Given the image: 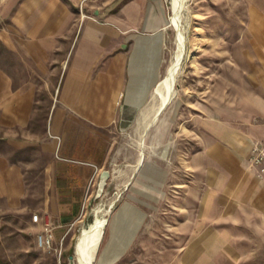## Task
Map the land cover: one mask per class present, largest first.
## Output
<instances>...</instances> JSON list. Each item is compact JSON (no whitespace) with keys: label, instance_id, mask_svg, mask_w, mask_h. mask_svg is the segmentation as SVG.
Here are the masks:
<instances>
[{"label":"rangeland","instance_id":"1","mask_svg":"<svg viewBox=\"0 0 264 264\" xmlns=\"http://www.w3.org/2000/svg\"><path fill=\"white\" fill-rule=\"evenodd\" d=\"M69 1L76 4L79 13L92 14L96 7L114 4L116 8L124 0ZM6 2L0 0V27L10 24L9 17H1ZM164 5L171 28L170 64L177 50L176 30L171 24L172 0H164ZM180 6V30L186 42L174 94L147 129L144 127L155 110L136 112L128 125L118 128L114 159L104 168L111 177L101 194L97 195L99 176L82 190L51 189L54 175L48 170L53 165L56 169L57 163L43 147L42 128L15 126L9 121L14 111L0 110V264H74L71 256L76 238L92 220L93 209L100 206L103 213L109 209L107 218H117V238L132 236L136 217L142 218L128 254L115 264H264V223L258 217L242 209L226 211L215 206L214 222H203L205 209L198 208L195 201L202 192L190 189L196 184L193 181L200 179L193 176L192 181L190 175V151L195 140L192 130L196 129L190 120L179 122L177 127L173 123L175 115L179 119L189 117L197 101L216 108L227 100L254 106L255 93L264 94V0H181ZM5 12L12 15L13 8ZM0 65L12 75L13 90L14 82H19L14 53L1 43ZM40 88L36 96L39 108L36 104L33 112L35 124L46 113L47 94ZM245 115L251 121L247 127L250 135L255 141L261 140L262 114ZM141 140L144 159L136 168ZM175 182L177 191L165 194L163 185ZM57 194L78 199L81 220L67 236L53 237L51 244L44 246L38 241L49 220L43 205ZM34 213L39 215L36 222L32 221ZM109 230L107 223L95 264ZM196 232L197 238L191 236Z\"/></svg>","mask_w":264,"mask_h":264},{"label":"crops","instance_id":"2","mask_svg":"<svg viewBox=\"0 0 264 264\" xmlns=\"http://www.w3.org/2000/svg\"><path fill=\"white\" fill-rule=\"evenodd\" d=\"M75 5L69 0H7L4 9L13 8V13L1 14L10 24L0 27V43L14 53L19 80L12 90V75L0 65V110L14 111L9 121L15 126L42 128L43 147L57 163L48 170L54 175L50 188L72 192L86 187L114 159L118 128L136 112L154 110L153 89L171 51L164 0H124L116 8L96 7L92 14L79 13ZM38 88L47 94L46 113L35 124ZM254 97V106L227 100L216 108L197 101L189 117L175 115L176 127L190 120L196 129L190 175L192 181L193 176L200 179L190 189L202 192L195 201L205 209L203 222L213 223L214 207L221 206L250 212L264 223V177L247 161L256 138L245 114L260 112L264 119V94ZM163 188L165 194L175 192L178 182ZM43 207L54 238L67 236L81 220V203L72 195L57 194ZM136 218L133 235L124 239L116 236L117 218H108L98 264H115L128 254L142 220Z\"/></svg>","mask_w":264,"mask_h":264},{"label":"bare ground","instance_id":"3","mask_svg":"<svg viewBox=\"0 0 264 264\" xmlns=\"http://www.w3.org/2000/svg\"><path fill=\"white\" fill-rule=\"evenodd\" d=\"M180 1L181 0H172V9L174 13L173 16L171 17V24L172 26H174L176 30V40H175L177 42L176 54L173 60L171 61V63L168 65L165 74H163L164 76L159 80V82L156 84V86L153 89V95L155 99L157 98V101L155 100L157 102V105L154 108L155 110L154 114L147 122L146 127H144L145 129H147L156 120L158 113L162 110L163 106L169 103V101L171 100L174 94L176 76L181 68L182 59L184 58L183 56H184L186 41L180 30V25H181ZM149 110H151V108ZM144 111L145 110L143 109V112ZM140 115L142 114H139V116ZM140 144H141V150L139 152L136 168H139L142 165L144 159L142 140ZM108 210L109 209L106 210V213H103L104 211L101 208V206L93 209L92 220L87 224V226L81 228L76 238V242L74 244V251H73L74 264H95L96 254L98 253L100 242L103 238L104 228L107 224Z\"/></svg>","mask_w":264,"mask_h":264},{"label":"built area","instance_id":"4","mask_svg":"<svg viewBox=\"0 0 264 264\" xmlns=\"http://www.w3.org/2000/svg\"><path fill=\"white\" fill-rule=\"evenodd\" d=\"M247 161L251 168L254 170L257 176L264 177V137L255 141L250 147ZM39 220V215L34 213L32 215V221L36 222ZM49 220L45 223V234H40L38 241L41 245L49 246L52 241V232L51 229H48Z\"/></svg>","mask_w":264,"mask_h":264},{"label":"water","instance_id":"5","mask_svg":"<svg viewBox=\"0 0 264 264\" xmlns=\"http://www.w3.org/2000/svg\"><path fill=\"white\" fill-rule=\"evenodd\" d=\"M168 104V103H167ZM166 104V105H167ZM163 106L162 110L165 108V106ZM161 112V111H160ZM159 112V113H160ZM158 113V115H159ZM110 176V172L108 169H103L100 174H99V181H98V185H97V195L101 194L103 189H104V186L106 185V181L107 179L109 178ZM71 258H73V256H71Z\"/></svg>","mask_w":264,"mask_h":264}]
</instances>
